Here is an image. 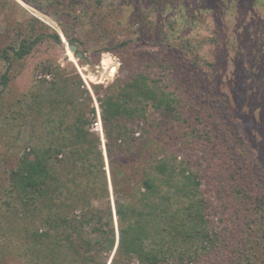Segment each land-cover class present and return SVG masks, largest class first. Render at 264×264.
<instances>
[{"label": "trees", "instance_id": "obj_1", "mask_svg": "<svg viewBox=\"0 0 264 264\" xmlns=\"http://www.w3.org/2000/svg\"><path fill=\"white\" fill-rule=\"evenodd\" d=\"M20 1L56 16L79 61L90 39H107L109 46L96 53L111 52L118 63L103 84H91L108 181L101 140L89 129L93 100L70 64L40 59L32 74L50 79L32 75L27 87L12 88L33 54L61 39L15 0H0V110L9 109L12 124H32L28 152L17 153L18 135L0 142V264H131L132 258L136 264H218L208 255L221 248L229 254L222 257L226 264H264V183L231 126L226 101L201 75L216 64L207 60L210 44L221 59L248 71L236 70L235 91L245 88L244 97L264 102V35L257 32L244 45L240 30L246 21L255 25L254 15L243 16L245 22L238 16L239 2L249 0H203L199 13L186 0H123L105 10L101 0ZM217 12L243 24L231 25L224 41L194 37ZM144 47L156 49L158 77L140 70L121 80L132 62L144 60ZM204 113L218 127H198ZM177 141L185 152L178 164L176 149L165 155ZM203 184L217 202L206 198Z\"/></svg>", "mask_w": 264, "mask_h": 264}, {"label": "rangeland", "instance_id": "obj_2", "mask_svg": "<svg viewBox=\"0 0 264 264\" xmlns=\"http://www.w3.org/2000/svg\"><path fill=\"white\" fill-rule=\"evenodd\" d=\"M22 8L27 10L30 14L37 16L39 19L47 23L49 26H51L54 30L57 31V33L60 36L61 39V45L59 46H42L39 48L38 53H34L33 57L28 60L27 62V68L25 72H23L20 76H18L13 82H12V88L15 89H23L27 87L30 84V80L32 79V75L35 79H50L49 75H43L39 71H34L35 73L32 74V68L35 65L37 61L40 59L46 58L49 59L52 62H56L57 64L60 65V67L68 66L70 64V67L74 69L75 73L78 75L80 80L83 83V86L88 90L90 96L92 97L93 100V107L98 110V115H99V107L98 103L95 100V96L92 92L91 89V84H103L105 79L108 78L109 72L112 68H114L117 63L118 59L115 57L111 52H107L105 50L100 51L98 54L96 52L97 49H99L100 45L106 46L108 44L107 39H105L103 42L95 41L94 39H90L87 44H85L86 52L83 53V57H85L84 61H79L77 57L75 56V53H71L67 49V43L57 26L55 22L56 16H50L48 14H45L42 12V10H37L34 9L26 4H24L20 0H15ZM41 1V0H39ZM80 2H84L86 0H78ZM102 1V6L103 9L105 10L108 8V6H117L122 3L123 0H101ZM188 3H190V8L191 11L199 13L201 9L206 7L203 0H186ZM260 1L264 0H259V1H240L238 4V16L241 20H243V16H247L248 13L251 15H254L251 20L255 23L253 28H250V22H245V25L241 26V29L244 33V38H245V43L244 45L250 44L252 42L251 37L259 32V35H264V11L261 10L260 8L264 9V4L261 5ZM42 2V1H41ZM45 2V1H44ZM42 2V5L44 4ZM258 2V4H257ZM222 3L220 2V5ZM224 7V10L226 11V15H228L231 10L230 6H222ZM227 7V9L225 8ZM222 14L220 12L216 13V16L214 19L210 18L209 23L207 26H202L199 28H196L195 31L193 32V36L196 38H206L209 36H216L217 39L220 41H224L229 33H232L233 26L236 27L237 29L239 28V24L243 22H238L235 18L233 21H226L227 17L223 18L221 16ZM237 17V16H236ZM180 27H181V22H179ZM189 25V24H188ZM187 25V26H188ZM131 33V32H129ZM76 34L78 36L82 37L81 33L79 30L76 31ZM62 36V38H61ZM123 36V35H121ZM129 37L132 36L131 34L128 35ZM124 37V36H123ZM243 37V35L241 36ZM106 43V44H105ZM109 45H107L108 47ZM207 47V60L208 61H214L215 60V66L213 69H203L202 70V80L205 85V87L209 85H213V89L216 91L218 97H222L227 105L228 109L227 113L228 115L230 114L231 117V126L235 132V134L239 137V139L242 140L243 146L245 147L246 153L248 157L251 159L254 168L256 172L258 173L261 182L264 183V102H259L256 101L254 96L251 97L249 95L247 98L246 96L244 97V92L245 88H243L241 94L237 93L235 90H238L236 85L233 86L231 83L233 81H236V83L239 82L238 80V73L244 75L248 72L245 70V68L240 69L239 63H232L231 61L228 60H223L221 59L222 55H217L218 53L216 52V49L211 46L210 44L206 45ZM249 48L250 46H246ZM144 60L142 61H136L135 63H131L130 66V71L129 70H124V72L120 73V79L124 80L130 72H135V71H145L148 73V75L152 78H157L158 77V68L153 65L152 61V54L157 53L155 52L156 49L153 47L151 48H146L144 47ZM81 52V51H80ZM148 56L151 57L150 60H148ZM151 65V66H149ZM149 66V67H148ZM238 71V73L236 72ZM246 71V72H245ZM242 75V76H244ZM1 89V88H0ZM104 91H101V98L103 99L104 97ZM263 91H261V94ZM255 100V102H254ZM151 111V110H150ZM96 112V110H95ZM222 113V112H221ZM11 120V114L9 112V109H4L1 112L0 110V142L3 141L2 139H5L6 141L12 142L14 136L18 135V140H17V145L18 148L16 149L18 154H21L22 152H28L29 148L31 146V143L29 142V136L32 134V124L28 121L25 123H19L17 124L16 122L14 124L10 123ZM217 120V119H216ZM215 119L209 118V116H206L204 113L202 122L198 124L197 126L199 127H218V124L216 123ZM98 120L96 117L95 113V121L94 123L89 127L90 131L95 133L96 135L99 136L101 140V149L104 157V163H105V170H106V175L107 179L109 181V172H108V167H107V158H106V153L104 150V139H103V132H102V127H101V122H100V116H99V126L100 130L98 128L97 124ZM97 129V130H96ZM101 132V135H100ZM140 133V130H136L134 133V136H138ZM46 138L44 139L45 143L48 144L52 136L49 133H46ZM7 142V143H9ZM2 143V142H1ZM174 149L177 150L176 152V164H178L182 158L185 156L184 149L182 148L181 144L179 141L175 145H172L170 149L165 153V155H171L174 151ZM194 169H197L196 167H193ZM142 177V170L138 171L136 178L137 180ZM204 185V184H203ZM110 188V185H109ZM202 192L206 196V198H209L213 202H217L218 200L215 198L214 192L209 193L207 190V187L204 185L201 187ZM113 207V205H112ZM113 210V208H112ZM112 223H113V228L115 232V236L117 235V225H116V217L112 213ZM219 222V221H218ZM220 223V222H219ZM221 225L218 224V227ZM249 230H241L240 234L243 236V238H247L249 236L248 234ZM251 235V233H250ZM117 237V236H116ZM240 237L235 236V238ZM220 239V238H219ZM237 241V239H235ZM239 241V240H238ZM218 242V241H217ZM222 244L221 239H220V245ZM219 248V247H218ZM247 248V246H246ZM229 255L225 249L221 248L218 249L217 251L210 252L209 257L212 259H215V262L218 264H226L223 260V256ZM211 262V261H209ZM109 263V260H108ZM107 263V264H108ZM131 264H136V261L134 258L131 260ZM196 264H205L204 261L198 262Z\"/></svg>", "mask_w": 264, "mask_h": 264}, {"label": "water", "instance_id": "obj_3", "mask_svg": "<svg viewBox=\"0 0 264 264\" xmlns=\"http://www.w3.org/2000/svg\"><path fill=\"white\" fill-rule=\"evenodd\" d=\"M67 49L71 53H76V47L74 45H67ZM77 57L81 58V54L77 53Z\"/></svg>", "mask_w": 264, "mask_h": 264}, {"label": "built area", "instance_id": "obj_4", "mask_svg": "<svg viewBox=\"0 0 264 264\" xmlns=\"http://www.w3.org/2000/svg\"><path fill=\"white\" fill-rule=\"evenodd\" d=\"M95 110H96V117H97V120H98L97 124H98V128H99V130H100V126H99V115H98V110H97V108H96V105H95ZM96 130H97V129H96ZM100 135H101V132H100Z\"/></svg>", "mask_w": 264, "mask_h": 264}]
</instances>
